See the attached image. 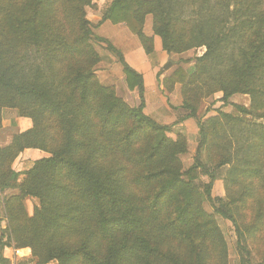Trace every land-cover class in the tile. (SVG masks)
I'll return each instance as SVG.
<instances>
[{
  "label": "trees",
  "instance_id": "obj_1",
  "mask_svg": "<svg viewBox=\"0 0 264 264\" xmlns=\"http://www.w3.org/2000/svg\"><path fill=\"white\" fill-rule=\"evenodd\" d=\"M74 1L88 6L92 2L0 0V126L2 109H15L19 117L28 118L32 123L29 130L13 136L9 145L0 146V192L6 189L18 191L4 202L11 239L16 248H29L36 264H128L131 255L137 256L141 264H154L151 258L157 249L147 236L138 233L142 227L141 219L129 218L120 211L121 199L111 185L110 177L97 169L91 157L107 153L108 135L120 128L126 118L136 127L159 136L152 156L158 155L162 146L167 145L165 134L178 123L160 125L143 113L145 88L142 76L106 39L96 37L92 29L106 21L124 23L138 37L145 53L150 54L152 39L143 35L142 28L144 17L152 15L153 35L160 39L162 49L168 55L205 48L203 55L186 61L194 62L192 73L178 68L163 80L162 86L165 95L174 84L181 85V109L190 113L188 118L194 120L199 129L200 141L194 164L185 174L198 169L208 173L201 161V150L206 143L204 126L197 119V106L190 103L187 92L197 79L210 75L209 66L218 61L222 48L235 34L245 40L246 48L240 49L239 59L233 62L228 74L218 77L222 81L214 79L216 84L221 83L213 93H221L220 102L232 105L239 114L262 118L254 115L257 108L253 107V100L251 107L246 108L232 104L229 99L234 95L250 96L257 104L260 95L264 97V88L258 90L254 85L255 77L264 74V5L262 0H214L211 7L208 0L202 1L199 20L193 23L191 45L183 51L177 50L173 44L172 28L180 22L176 0L174 3L172 0H112L96 24L85 16L80 17L84 42L92 40L96 47L103 45L104 50L112 53L122 66L127 88L137 91L140 103L132 108L116 96L113 88L104 87L95 73L80 71L72 77H64L60 60L84 54L75 46L76 41L66 37L64 27L71 26ZM205 3L208 10L203 5ZM92 7L95 8L93 4ZM240 15L244 19L239 22ZM230 17L238 23L225 33L224 25ZM95 54L96 65L101 57L97 52ZM222 118L231 117L222 114ZM131 135L129 133L124 138L127 144ZM26 149L43 151L50 157L36 160L18 183L20 174L14 172L12 166ZM86 153L90 157L82 161L80 156ZM208 177L210 183L206 196L211 201L214 177L209 173ZM177 182L178 178L172 177L157 191L153 207L156 208L158 202L176 188ZM26 198L39 202L31 218L24 210ZM187 203L190 206L189 197ZM177 210L180 215L187 213L186 209L178 207ZM216 212L232 222L240 240V230L232 216L223 207ZM85 214L94 217L96 233L107 243L103 256L90 247L88 239L76 244V235L68 237L72 246L55 242L76 229ZM238 247L239 253L244 255H248L251 248L261 257L260 264H264V248L249 247L246 252L244 245ZM240 262L250 264L249 258L248 261L240 259Z\"/></svg>",
  "mask_w": 264,
  "mask_h": 264
},
{
  "label": "rangeland",
  "instance_id": "obj_2",
  "mask_svg": "<svg viewBox=\"0 0 264 264\" xmlns=\"http://www.w3.org/2000/svg\"><path fill=\"white\" fill-rule=\"evenodd\" d=\"M80 1L88 3L89 0ZM202 1L205 2L176 0L180 22L173 26L172 34L177 50L183 51L191 45L194 22L199 20ZM208 1V5L213 7L215 1ZM74 2L76 5L70 17L71 26L64 27L66 37L70 41H76L75 46L84 54L82 57L76 54L60 60L64 77H72L80 71L95 73L98 65L94 64L95 53L103 56L96 43L92 40L84 42L82 39L80 19L82 16L90 17L94 10L93 0L90 6ZM262 2L264 5V0ZM203 5L208 8L207 3ZM146 19L152 30V15H146L144 22ZM242 19L244 17L239 22ZM236 23L238 22L233 17L227 19L225 33ZM245 48V40H240L235 34L231 36L230 42L222 48L218 61L209 66L210 75L207 74L202 79L195 76L198 81L187 92L190 103L197 106V119L203 123L206 134L201 161L207 172L214 177L210 191L211 201L206 196V188L210 183L208 173L198 169L185 174L194 164L200 134L194 120L188 118L190 113L183 108L178 112L175 122L170 124L178 123L165 134L168 142L162 146L158 155L152 156L151 153L159 142V136L136 127L126 118L120 128L108 135L107 153L91 157L97 169L110 177L111 185L121 199L120 211L129 218L141 219L142 227L138 233L147 236L157 249V253L151 258L154 264H241L240 259L248 261V258H252L249 247L264 248V97L260 95L255 104L254 97L237 95L231 102L250 108L253 100V107L257 108L254 115L262 117L259 118L239 114L232 105L220 102L221 93H213L221 83L216 84L214 79L222 81L218 77L228 74L233 62L239 59L240 49ZM204 52L205 48H192L178 54L182 58L175 61L194 60ZM187 63L189 68L186 72L189 74L195 66L193 61ZM254 85L256 89L263 90L264 74L255 77ZM10 113L18 115L15 109L11 112L9 109H2L1 118ZM222 114L231 118L223 119ZM129 133L132 135L127 144L124 138ZM180 150H185L186 153H177ZM40 153L41 157L36 159L50 157L46 152ZM88 157L90 156L86 153L80 159L83 161ZM224 163L226 164L221 165ZM172 177L178 178L176 188L166 194L156 208L153 207L157 191ZM188 197L190 206L187 203ZM38 204L37 199H24V210L29 218L33 216ZM178 207L186 209L187 213L180 215ZM219 207H223L234 219L240 230V240L237 239L232 222L216 212ZM94 222L91 214H85L76 229L66 234L67 236L56 239V244L72 246L68 237L76 235V244L88 239L90 247L103 256L107 243L98 237ZM238 245H244L249 254H240ZM128 264L141 263L137 256L131 255Z\"/></svg>",
  "mask_w": 264,
  "mask_h": 264
},
{
  "label": "crops",
  "instance_id": "obj_3",
  "mask_svg": "<svg viewBox=\"0 0 264 264\" xmlns=\"http://www.w3.org/2000/svg\"><path fill=\"white\" fill-rule=\"evenodd\" d=\"M112 0H93L94 10L88 17L92 24H96L103 13L107 10ZM96 37L106 39L116 50H118L125 62L143 78L145 88V107L143 113L160 125H170L175 122L178 112L181 110L182 97L181 85L174 84L170 92L163 94L162 82L168 79L178 68L187 70L189 63L175 61L177 54L168 55L162 49V44L157 36L153 35L149 21L146 19L142 33L152 39V53L146 54L138 37L131 33L124 23L112 24L109 21L92 29ZM100 48L103 56L96 66V77L104 87L114 89L116 96L121 98L129 107H137L140 103L136 90L130 91L125 82L122 66L117 62L115 56ZM200 57V56H199ZM171 64L169 70H163L164 65ZM237 97L232 96L229 102ZM220 99V97H219ZM13 111L9 109V112ZM2 113H4L2 111ZM32 127L28 118H22L14 113L1 118L0 146L9 145L13 136L23 133ZM41 157L39 150L26 149L15 160L12 169L20 174L18 183L24 178L23 173L28 171L36 160ZM16 189H6L0 192V264H36L29 248H16L11 239L9 223L5 214L4 202L13 195H17ZM251 251L250 264H260L261 257Z\"/></svg>",
  "mask_w": 264,
  "mask_h": 264
},
{
  "label": "water",
  "instance_id": "obj_4",
  "mask_svg": "<svg viewBox=\"0 0 264 264\" xmlns=\"http://www.w3.org/2000/svg\"><path fill=\"white\" fill-rule=\"evenodd\" d=\"M170 66H171V64H170V63H167V64L163 67V70H168Z\"/></svg>",
  "mask_w": 264,
  "mask_h": 264
}]
</instances>
